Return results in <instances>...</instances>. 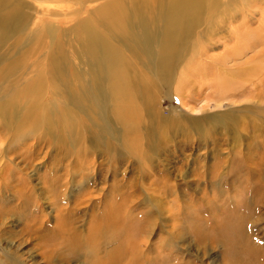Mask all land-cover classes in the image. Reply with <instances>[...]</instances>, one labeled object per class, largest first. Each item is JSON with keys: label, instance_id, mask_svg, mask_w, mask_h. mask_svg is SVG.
Instances as JSON below:
<instances>
[{"label": "rangeland", "instance_id": "374dc122", "mask_svg": "<svg viewBox=\"0 0 264 264\" xmlns=\"http://www.w3.org/2000/svg\"><path fill=\"white\" fill-rule=\"evenodd\" d=\"M26 1L20 0L30 19L20 32L0 43V98L17 91L15 102L22 106L7 118L0 114V264H105L110 251L131 237L142 239L145 228L152 226L149 238L142 239L139 264H183L185 258L193 264H264V40H258V50L229 62L224 70L215 62L225 53L224 42L204 54L195 52L201 46L196 38L193 51L177 54L179 61L168 84L136 70L130 78L135 90L133 95L130 88L134 104L130 108L134 119L139 118L134 127L139 130L135 138L116 143L110 157L87 141L75 144L65 120L51 131L36 132L24 125V103L33 93L30 88L22 96L18 90L26 91L27 84L40 80L48 83L44 86L50 91L57 83L51 73L54 63L68 64L69 51L78 52H67L66 38L77 33L73 27L79 20L94 14L87 8L94 0H72L80 2L81 12L55 19L36 15ZM116 1L100 0L94 11ZM120 49L127 57L126 50ZM256 54L246 68H258L261 80L248 83V90L242 91L244 79L229 75V69L236 70ZM153 80L159 88L157 83L152 86ZM55 99L62 97L48 96L45 103ZM43 108L42 104L39 112ZM221 115L235 118L236 126L230 124L217 134L208 117ZM195 120H201L203 133L198 136L191 129ZM115 129L126 132L121 126ZM114 207H119L116 224L123 219L125 228H116L121 238L109 244L107 234L96 238L92 233ZM232 211L250 217L240 228H230L238 231V237L248 233L249 241L242 235L228 254L220 239L201 246L193 227L201 225L202 219L208 225L213 221V226L223 217L218 226L222 228ZM108 233L112 236L114 231ZM124 261L120 264H136Z\"/></svg>", "mask_w": 264, "mask_h": 264}, {"label": "bare ground", "instance_id": "6f19581e", "mask_svg": "<svg viewBox=\"0 0 264 264\" xmlns=\"http://www.w3.org/2000/svg\"><path fill=\"white\" fill-rule=\"evenodd\" d=\"M37 1L43 3H36L34 0L26 1V3L27 5L31 4L30 7L36 15L41 14L44 17L54 19L58 18L57 16L74 17L78 12H81L83 7L80 6V2H77L78 0ZM98 2L100 0H94L87 7L89 12L93 11L94 13L91 17L77 19L79 22L73 27L74 30L72 29L77 33L71 32L74 40L70 38L71 36L66 38L67 47L65 49H67V52L69 50L75 51V49L78 52L75 51L76 55H74V52L69 51L68 64L54 63L52 67L54 69L51 73L57 83H54L53 87H49L52 94L44 86L48 83H42L40 80H33L34 83L31 82V84L24 87L26 91L22 88L18 92L22 96L24 93L27 95L28 89L31 88L33 93L30 100L24 103L26 105L24 125L29 126L36 132L45 129L51 131L54 130L57 123L65 120L70 128V137L75 144L82 142V140L87 141L97 151L109 154L110 157L113 156L116 143H123L124 138L126 140L135 138L136 131L139 130L136 129L135 131L134 129L140 122L139 118L135 116L134 119L135 114L131 111L133 110L131 105H134L133 102L131 104V96L134 95L135 90L130 86V78L136 70L147 71L148 75L150 74L155 81L168 84L179 61L177 54L193 51L196 47L194 43L196 38L201 40V46L199 45L198 51L195 52L202 51L204 54L215 51L218 49L219 42L220 44L221 41L224 42L225 53L220 60H215L216 64L221 65L220 67L224 70L228 67L229 62L234 61L236 63L245 59L249 52H253L259 47L258 40L260 43L261 40H264V0H118L115 4L108 2L96 8L97 11L95 12L94 5ZM24 6L20 0H0V43L8 35H16L20 32L22 25L30 19V16L25 12L28 8L26 7L24 10ZM126 18L131 19V22H126ZM254 26H257V28L252 29ZM128 36L130 37L127 41ZM114 42H118V47L115 46ZM231 44L234 46L229 47ZM120 48L126 50L127 57L121 52ZM129 50L133 51L130 52ZM257 57L256 54L246 59L243 65L234 67L236 70L228 68L229 75L240 76L244 79L242 81L246 86L242 85L241 90L243 88H245L244 91L248 90V83L261 80V71L258 68H246L248 62L255 61ZM76 60L79 64H76ZM204 61L210 63L206 59ZM144 75L143 77H145ZM147 78L149 79V77ZM135 80L138 82L137 79ZM142 81H146V77ZM154 83H157L158 87V82H154V80L152 81L153 85L147 84L154 86ZM135 87L137 89L138 86ZM156 90L155 92H157ZM138 91H140L139 88ZM145 92L148 93L146 90ZM141 93H143V89ZM17 94V91H11L9 98H0V114L4 118L13 115L22 107L21 103L18 106V102H15ZM54 94L60 95L62 100L55 99L52 104L45 103L46 97H52ZM149 99L151 100L152 97ZM42 104L43 111L39 112ZM48 107H52L50 113ZM229 117V115L210 116L208 119L217 131L216 133L220 134V129L223 130V127L230 126V124L232 127L236 126L234 124L235 118L229 119ZM197 121L199 123L196 120L193 121L191 128L196 136L203 133L200 128L201 120ZM203 121H206V118L202 119ZM116 126H121L126 132L117 131ZM154 126L156 127V125ZM101 132L108 136L102 135ZM152 137H149L150 140ZM201 140L199 139L200 142L204 143ZM151 199L153 200V198ZM195 204H198L197 201H195ZM114 208V210L111 209V212L108 210L109 213H106L107 218H105V221L98 225L92 233L96 238H101L107 234L105 240L109 244L115 242V239L119 240L121 238L119 232H116V228H125L123 219H121V225L116 224V222H120L118 216V219L115 217L118 215L116 208L119 207ZM232 212L225 217L222 228L218 226L222 223L223 217H221L219 223L213 226L211 225L213 221H209L211 223L208 225V222L203 224L202 219V221L200 220L201 225L193 227V236L195 234L201 246L207 247L213 244L215 240L211 239H220V241L226 243V254H228L229 251L234 250L235 245L239 243L238 239L242 235L246 241H249L248 233L245 236V234L239 232L240 236L238 237V231L230 228H240L245 222V217H247L245 223L249 221L250 217L243 212ZM254 219L251 218V220ZM213 220L215 221V219ZM124 224L127 225L125 222ZM140 228H143V226ZM145 229L146 234L144 235V232H142L143 237L141 236L143 240L146 235L149 238L148 236L152 234L154 226ZM109 230L114 231L112 236L108 233ZM245 230L249 232L248 226L245 227ZM92 237L91 235V239L94 238ZM142 239L140 236L135 237V240L131 237L126 244L110 251L109 257H106L108 261L105 264H120L124 260L136 264L141 263L140 254H142L141 249L144 246ZM166 244H168V241H166ZM79 246L77 247L79 248ZM164 246L162 245L163 248ZM183 264H193V262L185 258Z\"/></svg>", "mask_w": 264, "mask_h": 264}]
</instances>
